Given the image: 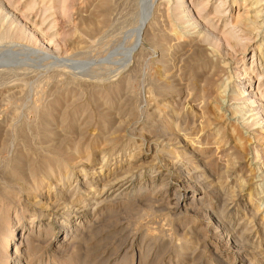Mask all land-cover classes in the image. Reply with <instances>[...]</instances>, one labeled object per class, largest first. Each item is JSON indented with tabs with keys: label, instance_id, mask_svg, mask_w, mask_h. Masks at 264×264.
<instances>
[{
	"label": "rangeland",
	"instance_id": "obj_1",
	"mask_svg": "<svg viewBox=\"0 0 264 264\" xmlns=\"http://www.w3.org/2000/svg\"><path fill=\"white\" fill-rule=\"evenodd\" d=\"M253 118L264 0H0V264H264Z\"/></svg>",
	"mask_w": 264,
	"mask_h": 264
},
{
	"label": "bare ground",
	"instance_id": "obj_2",
	"mask_svg": "<svg viewBox=\"0 0 264 264\" xmlns=\"http://www.w3.org/2000/svg\"><path fill=\"white\" fill-rule=\"evenodd\" d=\"M185 1H183L182 3H184ZM186 9V8H185ZM261 11V10H260ZM191 13V12H190ZM189 16H190V14H189ZM199 20V19H198ZM194 23H195V21H193ZM203 28V27H202ZM208 28V27H207ZM204 29V28H203ZM203 31V30H202ZM206 31V30H205ZM204 31V32H205ZM216 34V33H215ZM206 35L207 36H215L214 35V33L213 32H211V31H207V33H206ZM217 35V34H216ZM219 38V37H218ZM226 88H227V85L225 86ZM229 87V86H228ZM234 87H230L229 88V92H231V94L233 95V97L235 98V99H237V100H247V102H249V100L250 99H252V98H254L252 95H244L243 93L245 92V91H243V92H237V91H235L234 89H233ZM240 90V89H239ZM226 96V95H225ZM248 97V98H246V97ZM227 98V97H226ZM256 103V101H251L250 102V104L248 105V104H246V102H245V105L246 106H248L249 107V109L247 110V112H245V113H251V112H255V113H253V114H250L249 115V117H252L253 115H259V112L257 111L258 109L255 107V106H253L254 104ZM236 113L237 112H231V114H232V116H233V118H231V119H236L235 117V115H236ZM249 117L248 118H243V115H241V119H242V123L243 124H247L248 122H249ZM257 118V117H256ZM256 118H253L252 120H251V125H256V124H259V123H261L262 125H264V118L263 119H261V120H259V119H256ZM246 119H247V121H246ZM262 128H264V126L262 127ZM118 179V178H117Z\"/></svg>",
	"mask_w": 264,
	"mask_h": 264
}]
</instances>
